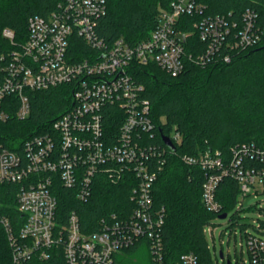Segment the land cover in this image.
Listing matches in <instances>:
<instances>
[{
    "label": "built area",
    "instance_id": "built-area-1",
    "mask_svg": "<svg viewBox=\"0 0 264 264\" xmlns=\"http://www.w3.org/2000/svg\"><path fill=\"white\" fill-rule=\"evenodd\" d=\"M54 1L48 15L28 19L23 41H16L11 29L2 31L6 43L0 53V125L12 117H29L30 92L64 84L74 87L73 107L53 123L51 131L28 138L22 152L5 148L0 130V188L17 186L16 207L25 218L16 233L0 204V224L10 241L14 264H25L36 255L46 259L47 251L57 244L63 245L66 264H120L118 255L137 245L148 247L153 264H163L166 209L155 206L153 190L167 153L147 141L155 138L156 126L135 73L140 66L154 64L172 76L181 74L189 37L186 27L206 43L205 52L190 56L191 61L205 65L220 56L230 62L235 53L261 42L264 21L254 8L236 19L232 12L207 15L201 0H169L160 7L157 27L147 39L134 45L124 39L107 44L97 33L107 0ZM113 108L116 134L108 133L106 123L107 111ZM169 138L175 144L180 134ZM182 160L204 173L202 203L218 218L229 215L217 201L224 179L237 182L240 202L264 193V147L255 143L233 149L231 159L220 151H206ZM100 172L112 179L134 180L132 213L103 218L100 230L91 234L82 231L75 211L66 225L58 227L55 184L75 190L78 199L86 202ZM246 244L249 259L242 264H264V238L247 234ZM181 264L199 263L193 253H187Z\"/></svg>",
    "mask_w": 264,
    "mask_h": 264
},
{
    "label": "trees",
    "instance_id": "trees-1",
    "mask_svg": "<svg viewBox=\"0 0 264 264\" xmlns=\"http://www.w3.org/2000/svg\"><path fill=\"white\" fill-rule=\"evenodd\" d=\"M201 2L207 6V15L232 12V17L239 19L247 8H254L264 21V0ZM168 3L169 0H107V13L99 20L97 33L107 44L124 39L134 45L147 39L156 29L160 7ZM54 6V0H1L0 53L6 43L2 37L5 28L11 29L16 41L21 42L28 33V19L34 15L46 16ZM184 31L189 32V37L184 45L186 61L181 74L172 76L149 64L138 67L135 76L144 86V98L150 102V117L156 126L155 138L147 137V141L156 143L167 153L166 164L153 190L155 206L166 209L162 231L163 264H181V257L187 253H193L199 264H215L204 234L206 224L216 217L202 203L204 173L184 163L182 158L220 151L226 159H231L233 149L242 144L264 147V36L255 47L235 53L230 62L217 56L201 65L189 57L204 53L206 43L192 27ZM73 95L74 87L69 84L30 92L29 117L25 120L12 117L8 123L0 125L4 147L22 152L28 138L51 131L53 123L73 107ZM107 112L108 133L116 134L118 124L111 116L116 110ZM173 130L180 134V141L171 152L163 137H170ZM128 178L112 179L103 172L98 173L92 196L86 202L78 199L75 190L57 182L53 189L57 199L56 225L62 228L68 223L69 214L75 211L82 231L91 234L99 231L101 220L113 213L128 217L135 208L134 180ZM0 189L1 213L10 218L18 233L25 221L16 207L18 188L7 184ZM238 195L237 182L224 179L217 192L223 212L229 213L235 207ZM47 252L48 258L36 255L25 264H66L62 244L52 246ZM117 259L120 264H153L145 245L127 249ZM0 264H14L13 251L2 224ZM224 264L232 263L228 260ZM237 264L242 263L237 261Z\"/></svg>",
    "mask_w": 264,
    "mask_h": 264
},
{
    "label": "rangeland",
    "instance_id": "rangeland-1",
    "mask_svg": "<svg viewBox=\"0 0 264 264\" xmlns=\"http://www.w3.org/2000/svg\"><path fill=\"white\" fill-rule=\"evenodd\" d=\"M172 135H175L174 130ZM204 234L215 264H224L228 260L237 264V261L248 260L247 234L264 238V193L238 201L227 219L214 217L209 220Z\"/></svg>",
    "mask_w": 264,
    "mask_h": 264
},
{
    "label": "water",
    "instance_id": "water-1",
    "mask_svg": "<svg viewBox=\"0 0 264 264\" xmlns=\"http://www.w3.org/2000/svg\"><path fill=\"white\" fill-rule=\"evenodd\" d=\"M163 141L165 143V145L170 148L171 150L175 151L176 147L173 144V142L171 141V139L169 137L164 136L163 137ZM220 219H226L227 218V214H223L219 217ZM221 257L223 258V253H221Z\"/></svg>",
    "mask_w": 264,
    "mask_h": 264
}]
</instances>
